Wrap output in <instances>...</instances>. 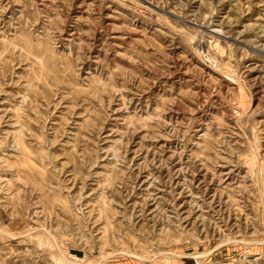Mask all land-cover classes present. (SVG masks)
Returning <instances> with one entry per match:
<instances>
[{
	"label": "rangeland",
	"instance_id": "obj_1",
	"mask_svg": "<svg viewBox=\"0 0 264 264\" xmlns=\"http://www.w3.org/2000/svg\"><path fill=\"white\" fill-rule=\"evenodd\" d=\"M0 264H264V0H0Z\"/></svg>",
	"mask_w": 264,
	"mask_h": 264
}]
</instances>
